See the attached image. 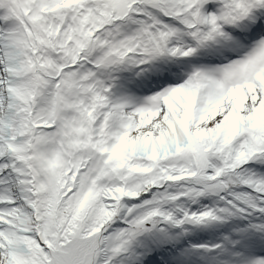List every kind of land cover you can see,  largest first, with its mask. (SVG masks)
I'll use <instances>...</instances> for the list:
<instances>
[{"label": "snow or ice", "instance_id": "obj_1", "mask_svg": "<svg viewBox=\"0 0 264 264\" xmlns=\"http://www.w3.org/2000/svg\"><path fill=\"white\" fill-rule=\"evenodd\" d=\"M0 264H264V0H0Z\"/></svg>", "mask_w": 264, "mask_h": 264}]
</instances>
